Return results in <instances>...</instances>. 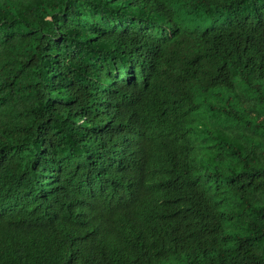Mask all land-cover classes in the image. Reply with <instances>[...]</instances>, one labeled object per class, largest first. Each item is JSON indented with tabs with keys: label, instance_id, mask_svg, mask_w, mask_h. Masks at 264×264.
I'll list each match as a JSON object with an SVG mask.
<instances>
[{
	"label": "trees",
	"instance_id": "obj_1",
	"mask_svg": "<svg viewBox=\"0 0 264 264\" xmlns=\"http://www.w3.org/2000/svg\"><path fill=\"white\" fill-rule=\"evenodd\" d=\"M149 176L156 218L126 199ZM186 248L264 264V0H0V264Z\"/></svg>",
	"mask_w": 264,
	"mask_h": 264
},
{
	"label": "clouds",
	"instance_id": "obj_2",
	"mask_svg": "<svg viewBox=\"0 0 264 264\" xmlns=\"http://www.w3.org/2000/svg\"><path fill=\"white\" fill-rule=\"evenodd\" d=\"M168 30L170 27L167 28ZM178 34H184L186 28L180 26V28H175ZM172 30V29H171ZM173 31L168 32L166 35L170 36ZM123 72L119 71L117 73L118 77L116 80H122ZM146 135L141 132V137L135 138V142L139 145L153 147L160 143L161 134L156 131H145ZM210 187H215L218 190H224L219 182H213L209 184ZM127 191L126 199L130 204H136L134 208H138L140 213L149 216L150 218H156L154 216H160L161 209L164 207V193L161 189L154 187V179L149 176L147 178H129L127 180ZM159 210V211H158ZM156 211H158L156 213ZM152 214V215H151ZM205 223L201 222L197 217H184L181 223L182 235L181 238L186 242H194L195 238H199V235L205 229ZM178 259L182 257V264H191L194 262H204L206 259L200 256V253L194 252L191 249H181L179 254L173 255ZM170 260L169 262H172ZM168 262V263H169Z\"/></svg>",
	"mask_w": 264,
	"mask_h": 264
},
{
	"label": "rangeland",
	"instance_id": "obj_3",
	"mask_svg": "<svg viewBox=\"0 0 264 264\" xmlns=\"http://www.w3.org/2000/svg\"><path fill=\"white\" fill-rule=\"evenodd\" d=\"M205 26H207V24H205ZM204 27V26H203ZM177 259V260H176ZM174 259L172 262L166 263V264H182L183 263V259L182 257L180 259L176 258ZM176 260V261H175Z\"/></svg>",
	"mask_w": 264,
	"mask_h": 264
}]
</instances>
